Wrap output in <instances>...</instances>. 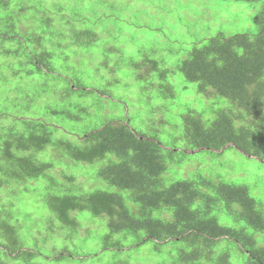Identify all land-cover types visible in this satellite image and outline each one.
Here are the masks:
<instances>
[{
    "label": "trees",
    "instance_id": "trees-1",
    "mask_svg": "<svg viewBox=\"0 0 264 264\" xmlns=\"http://www.w3.org/2000/svg\"><path fill=\"white\" fill-rule=\"evenodd\" d=\"M225 146L259 197L183 175ZM92 234L97 264H264V0H0V264L83 262Z\"/></svg>",
    "mask_w": 264,
    "mask_h": 264
},
{
    "label": "rangeland",
    "instance_id": "rangeland-1",
    "mask_svg": "<svg viewBox=\"0 0 264 264\" xmlns=\"http://www.w3.org/2000/svg\"><path fill=\"white\" fill-rule=\"evenodd\" d=\"M213 7V6H212ZM251 24L247 23L248 26L254 27L253 22H250ZM148 36L151 37V35L148 33ZM151 39L147 41H143L145 45L149 46L151 43ZM127 86H124L121 88L122 91L119 92L120 96L123 97L125 100H127L130 104L131 109V115L133 118L132 126L136 129H141L145 127V123L151 118L149 116V112L147 109H145L142 105H144L143 101H145L144 97H141L139 93L136 92L135 89H125ZM135 91V92H134ZM140 105L142 107H140ZM180 123V120L178 121ZM58 137V135H56ZM66 137L69 140H74V137L67 135L62 136ZM52 153V152H51ZM59 158L58 155L52 154V158ZM59 163L61 164L57 170H55L56 175L60 176L59 171H61L64 168H68L70 165H74L72 161H70L67 157L66 158H59ZM191 162H202L205 163L204 167L206 169L202 170L205 172V170H208L206 174H222L224 176H227L229 179V176H236L234 179H229V181H234L236 184H248L251 194L255 197H259L262 194V191L260 189L254 188V184L257 183L258 176L261 175V170L259 169L260 165L254 161L248 159L246 156L241 154L240 152L236 151L235 149L231 148L229 150H226V152L223 155H216V156H208L205 160L204 155H195L193 156V160L189 161L188 163L184 164L183 169V175L187 176V174L192 171L189 174H192L195 169L194 163ZM180 169V170H182ZM244 169L247 171L245 172L246 175L242 176V172H244ZM174 171V170H173ZM175 172V171H174ZM173 173V172H172ZM82 183L85 187H93L96 185V183L88 181L86 176H79L78 177V183ZM95 184V185H94ZM78 212H76L77 214ZM86 227H88V222H85ZM85 228H80L79 234L83 236L85 234ZM93 228L96 226L93 224ZM99 233V232H98ZM94 237V234L91 235L90 241L91 244H86L85 242H80L79 244H76V247L71 246V252L72 253H79L82 257H85L86 260L83 262H76V261H70L65 260L61 264H95L97 261L96 259H90L91 257H94L93 255L99 251L101 244L98 245L97 242H94L92 240ZM88 254H91L88 256ZM87 256V257H86ZM80 257H76L75 259H79ZM106 262H110V259L105 260ZM97 264V263H96ZM122 264V263H121Z\"/></svg>",
    "mask_w": 264,
    "mask_h": 264
},
{
    "label": "bare ground",
    "instance_id": "bare-ground-1",
    "mask_svg": "<svg viewBox=\"0 0 264 264\" xmlns=\"http://www.w3.org/2000/svg\"><path fill=\"white\" fill-rule=\"evenodd\" d=\"M107 66H108V65H107ZM115 66H116V65H115ZM114 68H115V67H114ZM108 77H109V76H108ZM104 78H105V77H104ZM111 80H112V79H111ZM113 88H114V87H113ZM79 183H80V182H79ZM94 185H95V184H94ZM2 210H3V209H2ZM8 210H9V209H8ZM242 211H243V210H242ZM213 212H214V211H213ZM2 215H3V214H2ZM165 215H166V214H165ZM168 219H169V218H168ZM183 219H184V218H183ZM181 220H182V219H181ZM249 221H250V220H249ZM251 221H252V220H251ZM255 225H256V224H255ZM245 227H246V226H245ZM249 227H250V226H249ZM252 228H253V227H252ZM247 229H248V228H247ZM236 231H237V230H236ZM241 231H242V230H241ZM243 232H244V231H243ZM250 232H251V231H250ZM195 233H196V232H195ZM240 236H241V235H240ZM263 236H264V235H263ZM248 237H249V236H248ZM261 237H262V236H261ZM243 239H244V238H243ZM257 240H258V239H257ZM202 242H203V241H202ZM209 242H210V241H209ZM233 242H234V241H233ZM233 242H232V243H233ZM211 244H212V243H211ZM236 244H237V243H236ZM199 246H200V245H199ZM199 246H198V247H199ZM217 246H218V245H217ZM221 246H222V245H221ZM246 246H247V245H246ZM215 248H216V247H215ZM215 248H214V249H215ZM245 248H246V247H245ZM240 249H241V248H240ZM194 250H195V249H194ZM212 250H213V249H212ZM224 250H225V249H224ZM233 250H234V249H233ZM261 250H262V249H261ZM232 253H234V252H232ZM195 254H196V253H195ZM197 254H198V253H197ZM218 255H219V254H218ZM195 256H196V255H195ZM210 256H211V255H210ZM237 256H238V255H237ZM237 256H236V257H237ZM198 258H199V257H198ZM198 258H197V259H198ZM215 260H216V259H215ZM204 262H205V261H204ZM23 263H24V262H23ZM186 263H187V262H186ZM189 263H190V262H189ZM213 263H214V262H213ZM239 263H240V262H239Z\"/></svg>",
    "mask_w": 264,
    "mask_h": 264
},
{
    "label": "clouds",
    "instance_id": "clouds-1",
    "mask_svg": "<svg viewBox=\"0 0 264 264\" xmlns=\"http://www.w3.org/2000/svg\"><path fill=\"white\" fill-rule=\"evenodd\" d=\"M227 147H228V146H225V147H224L222 150H220L219 152H220V153H223L225 150H227ZM190 153H192V152H190Z\"/></svg>",
    "mask_w": 264,
    "mask_h": 264
},
{
    "label": "water",
    "instance_id": "water-1",
    "mask_svg": "<svg viewBox=\"0 0 264 264\" xmlns=\"http://www.w3.org/2000/svg\"><path fill=\"white\" fill-rule=\"evenodd\" d=\"M192 153H194V152H192Z\"/></svg>",
    "mask_w": 264,
    "mask_h": 264
}]
</instances>
